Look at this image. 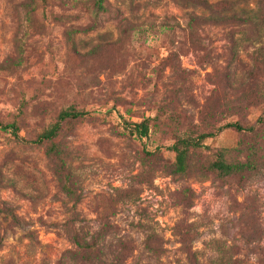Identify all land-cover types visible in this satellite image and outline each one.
Returning a JSON list of instances; mask_svg holds the SVG:
<instances>
[{"label": "rangeland", "instance_id": "rangeland-1", "mask_svg": "<svg viewBox=\"0 0 264 264\" xmlns=\"http://www.w3.org/2000/svg\"><path fill=\"white\" fill-rule=\"evenodd\" d=\"M95 1L0 0V123L25 139L0 130V264H97L74 230L106 263L264 264V28L237 24L264 0H205L235 19L211 24L203 0ZM67 108L86 113L53 140L77 202L29 142ZM190 129L212 135L172 173ZM223 149L251 168L207 171Z\"/></svg>", "mask_w": 264, "mask_h": 264}, {"label": "trees", "instance_id": "trees-1", "mask_svg": "<svg viewBox=\"0 0 264 264\" xmlns=\"http://www.w3.org/2000/svg\"><path fill=\"white\" fill-rule=\"evenodd\" d=\"M77 6L79 3L75 2ZM200 6L207 11L209 14L208 19H205L206 24H211V21L208 20H217L219 23L228 22L230 20H235L234 17H227L225 13H220L221 10L219 8H215L214 5L207 4L205 0L201 1ZM96 8V11L99 12L103 9L101 4V0H96L93 4ZM88 7V6H86ZM200 19V15H192L190 21L188 22V27H191L193 19ZM213 23H217L216 21ZM238 25L242 26V30L246 31L249 28H252L256 34L260 35V30L264 28V15L261 13L258 7H253L247 12L245 20H241ZM253 31V32H254ZM91 55H94V52L91 51ZM261 66L264 67V57L260 63ZM85 111H77L74 108H67L58 113L57 121L54 122L49 128L45 129L42 133H40L35 139L29 140L32 143H42L44 141L50 142L51 144L45 148V155L50 159L52 164L56 169V175L58 180L61 182V188L64 190L65 194L75 199V202L78 201L77 198H74L72 195V189L66 184L69 182L70 175L65 171V161L62 154H65L61 147L54 143L53 140L57 137L61 129L62 121H71L78 120L85 115ZM130 128L136 134V136L140 139H144L148 137L149 133V124L147 120H143L140 122H132L129 123ZM223 128H233L237 131L244 130L239 122H227L222 126ZM219 128V127H218ZM250 129V128H248ZM0 130H4L9 132L14 138L18 140L24 141L25 139L19 135L18 129L14 124H1ZM212 135L211 131L202 132L195 134L194 129L184 130L179 132L173 141V144L170 146L172 152L174 153V162L171 166L172 173L175 174H183L188 170V157L189 151L192 149H202L205 146L203 145V141L205 138L210 137ZM226 151L221 150L215 159L210 160L206 164L207 171H213L217 173L221 177L233 176L236 174H241L246 170L251 168L252 162L247 157L245 162L232 161L226 158ZM1 213V212H0ZM71 240L73 244L79 249V252L82 254H86L84 258L85 261L92 262L95 260L97 264H120L115 259L110 263L104 262L101 258V251L98 245L97 237L91 236L87 237L85 234H80L78 231L74 230L71 235ZM235 264H237L235 262Z\"/></svg>", "mask_w": 264, "mask_h": 264}]
</instances>
